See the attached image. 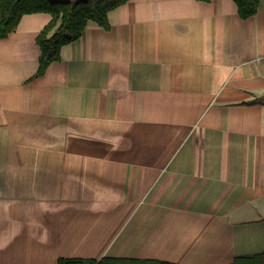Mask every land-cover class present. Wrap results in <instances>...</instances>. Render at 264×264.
<instances>
[{"label": "crops", "instance_id": "1", "mask_svg": "<svg viewBox=\"0 0 264 264\" xmlns=\"http://www.w3.org/2000/svg\"><path fill=\"white\" fill-rule=\"evenodd\" d=\"M129 0L43 75L48 14L0 40V264H232L264 251V0Z\"/></svg>", "mask_w": 264, "mask_h": 264}, {"label": "trees", "instance_id": "2", "mask_svg": "<svg viewBox=\"0 0 264 264\" xmlns=\"http://www.w3.org/2000/svg\"><path fill=\"white\" fill-rule=\"evenodd\" d=\"M129 0H0V40L14 32L23 16L48 14L49 23L39 32L37 72L33 78L44 74L48 66L61 59L65 45L79 39L87 24L93 22L103 29L109 28L108 13ZM207 2L209 0H201ZM240 19L247 20L257 13V0H232ZM57 264H167L159 261L116 259L60 258ZM232 264H264V251L251 256L236 257Z\"/></svg>", "mask_w": 264, "mask_h": 264}]
</instances>
